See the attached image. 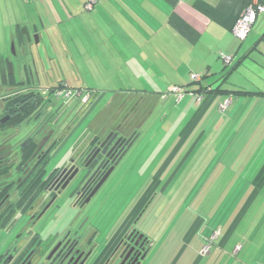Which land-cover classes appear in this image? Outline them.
<instances>
[{
  "label": "rangeland",
  "instance_id": "rangeland-1",
  "mask_svg": "<svg viewBox=\"0 0 264 264\" xmlns=\"http://www.w3.org/2000/svg\"><path fill=\"white\" fill-rule=\"evenodd\" d=\"M58 13L57 10V19H54L53 23L59 22ZM41 16L45 17L43 7L38 0H0V32L7 38V42L0 45V59L4 57L10 59L13 64L15 80H23L25 77L23 63L33 62V60L24 56L18 46L12 50L10 35L14 28L13 25L25 24L23 26H29V24L36 23L37 28L46 30L40 20ZM45 23L50 25L48 19ZM48 31L49 35L45 40L38 43L35 41L28 50L37 61L41 57L40 61L44 63L46 69L50 70V79L53 85L57 79L63 78L72 87L81 86L76 82V78L78 82V78H80L83 85L93 86L91 74H87L86 71L76 74L75 65L71 62H75L79 58L67 59L62 57L63 54H60L59 42L56 39L57 26L48 28ZM263 34L264 16L258 19L250 33L251 36L249 35L250 40L246 45H244V41L243 46L249 50L257 44ZM75 44L74 36L66 44L73 55ZM69 62L71 65L68 64ZM230 70L226 69L223 77L226 76L225 80L228 83L225 86L229 91L248 93L264 91V43L251 52L250 57L240 65L236 73L231 74ZM167 92L164 91L162 94ZM187 95L189 94L185 96ZM235 95L237 96L235 105L230 110H228L229 106L224 111L220 110L222 115L221 130L219 128L214 133L208 132L212 136L208 135L202 138L189 156L187 154L177 155L174 144L185 124L184 118L187 111H182L184 105L174 106L173 112L166 116L165 113L170 108V103L157 105L155 102L152 113L149 117L143 118L139 140L125 162L118 168L116 179L111 184L110 196L115 198L112 199L111 196L114 204L108 220L111 222L113 219L117 228L130 217L137 201L141 202L117 234L108 253L120 239H125L137 231L142 237L141 243L144 247L143 249L138 248L140 250L139 257L133 264H173L177 251L183 245L191 253L195 252L196 254L198 249L196 244H189V242L194 235H199L205 221L208 222L211 216L217 215L216 218H220L222 213L226 212L227 202L233 200L236 202L240 199L244 201L248 197L250 198V192L253 190L252 200L243 206L242 202L239 204L243 208L240 212L239 221L241 224L237 230L239 250L235 251L234 246L229 250L234 255L239 254V259L244 264H264V105H261L262 107H259L258 104L253 106V100L247 107L255 95ZM136 99L135 97L116 99L115 105L111 104L112 107L109 105L104 111L110 112L107 115L103 113L101 119L94 122L93 120L101 109L94 112L90 110L89 106L83 105L80 100H73L66 105L62 125L63 128L68 126L64 132V135L67 134L60 145L61 149L52 154L49 166L55 167L70 160L75 149L82 147V145L79 147L82 139L92 131V126L95 123H99L98 127L104 129L117 125L125 117L130 106L136 102ZM118 106H121L122 109L119 110ZM88 107L89 109H87ZM84 108L87 110L82 112ZM74 113L76 117H72ZM226 119L227 122H225ZM72 123L75 125L71 130ZM200 131L202 132L203 129ZM234 133L236 136L233 137ZM176 156H179L177 161H175ZM184 157L186 161L181 165L180 161ZM173 162L175 163L173 164ZM179 166L181 168L177 169ZM168 168L170 169L168 170ZM248 184H252L250 185L251 191L243 195ZM227 199L229 201L224 204L223 201ZM222 204H224L222 211L215 212L217 208L222 207ZM62 205L61 216L68 215L70 207L66 203ZM141 210L144 212L139 223L135 225L134 221ZM214 212L215 214H213ZM194 219L197 221L181 242L180 235L189 230ZM217 233L218 231L212 238ZM230 235L231 233H228L225 236L222 246L228 241ZM110 237L106 234L104 239ZM206 241L207 239L201 236L203 245ZM214 253L213 251L210 258ZM144 256L145 259H143Z\"/></svg>",
  "mask_w": 264,
  "mask_h": 264
},
{
  "label": "flooded vegetation",
  "instance_id": "flooded-vegetation-1",
  "mask_svg": "<svg viewBox=\"0 0 264 264\" xmlns=\"http://www.w3.org/2000/svg\"><path fill=\"white\" fill-rule=\"evenodd\" d=\"M18 35L21 53L33 64L23 63L25 77L18 81L8 75L6 58L0 59V264H133L144 247L137 231L108 253L141 202L118 228L108 220L115 198L111 184L128 157L116 165L111 156L118 142L139 134L136 144L149 106L139 102L114 127L93 129L70 160L49 166L68 128L62 125L66 105L50 95L62 82L53 85L41 57L30 55L35 30L22 26ZM63 203L70 211L61 216ZM106 234L111 237L105 240Z\"/></svg>",
  "mask_w": 264,
  "mask_h": 264
},
{
  "label": "crops",
  "instance_id": "crops-1",
  "mask_svg": "<svg viewBox=\"0 0 264 264\" xmlns=\"http://www.w3.org/2000/svg\"><path fill=\"white\" fill-rule=\"evenodd\" d=\"M89 1L38 0L45 16L40 20L46 30L37 28L36 23L29 24L37 33L38 41L46 39L48 28L57 26L60 54L67 59L79 58L71 62L76 74L85 71L91 74L94 85L87 87L80 78L79 82L76 78V82L81 86L72 87L63 78L61 82L94 93L88 106L94 112L101 109L95 120L121 97H141L142 103L153 100L157 105L170 103L166 116L173 112L174 106L184 105L185 124L174 144L177 155L189 156L202 138L212 136L208 132L214 133L220 128L221 107L229 102L227 108L230 110L235 105V91L225 86L228 83L223 78L226 69H231V74L236 73L260 41L247 50L232 33L243 14L244 0H96L94 8L87 11L85 5ZM57 10L59 22L53 23ZM47 19L49 26L45 23ZM23 25H13L10 35V42L18 48L21 47L18 30ZM73 36L74 55L66 46ZM5 42L7 38L0 32V45ZM221 54L233 57L234 63L226 65ZM3 66L0 63V67ZM193 74L201 79L193 81ZM174 87L186 89L189 95L177 104L172 99L161 102L162 93ZM217 89L220 91L214 92ZM252 101L253 106L264 105L263 96H253L247 107ZM154 108L155 104L151 113ZM185 161L184 157L180 164Z\"/></svg>",
  "mask_w": 264,
  "mask_h": 264
},
{
  "label": "trees",
  "instance_id": "trees-1",
  "mask_svg": "<svg viewBox=\"0 0 264 264\" xmlns=\"http://www.w3.org/2000/svg\"><path fill=\"white\" fill-rule=\"evenodd\" d=\"M261 43H264V34L261 37L257 47H255L254 50L258 49V46ZM225 78H226V76H225ZM65 86H67L70 89H75V88H72V87H70L67 84L62 82L61 85L53 88L52 93L50 94L51 97L53 96V94L56 91L63 89ZM219 91L220 90L217 89L214 92H219ZM235 94H237V95H239V94L240 95H259V96L264 97V92H262V93H259V92L258 93H248V92L238 91V92H235ZM135 98H137L136 102H134L130 106V108L139 102H143L141 97H135ZM144 103L149 106L150 111L152 110V107L155 104L153 100H151V102L149 100H147ZM112 105L114 106L115 103ZM112 105H111V107H112ZM118 107L120 110L121 106H118ZM108 112H110V111L107 110L106 112H103V113L104 114L106 113V115H107ZM103 113L95 121H99L101 119ZM98 126H99V123L98 124L95 123L92 126V130L93 129L97 130V128H99ZM250 185H252V184H248L245 187V192L243 193V195L246 194L248 191H251ZM250 193H251L250 195L252 196L254 194L253 190ZM251 196H250V198L248 197L249 199L247 198L244 201L243 200L241 201V199H240V201L236 200V202L234 200L230 202L228 199L223 201V203L229 201V202H227L226 212L222 213L223 216L221 215L220 218H216L217 215L215 217L211 216V218L208 219V222H206V221L204 222V225L201 227V229L199 231V235H194L193 238L191 239V241L189 242V244H192V243L196 244V246L198 248L196 251V254H195V252L191 253V251L189 249H186L185 248L186 246L183 245L177 251V255L175 257V262H172V263L173 264H244V262H242V260L239 259V254L234 255L233 252H231V250H229V249H231L230 247H232V246H234L235 248L237 246V236H238L237 230L241 224L240 223L241 221H239L240 220V214H241L240 212L243 209L242 208L243 204H246L252 200ZM241 202H242V206L239 205ZM224 204H222V207L220 209L215 208L216 209L215 212H218V211L221 212ZM215 212L213 214H215ZM197 219L193 220V222L191 223L190 228L187 232H185L183 235H180L179 240H181V242L188 235V233L190 232L192 226L197 221ZM203 221H204V219H203ZM216 231L220 232L219 236L216 239L211 240L212 236L214 235V233ZM228 233H231V235H230L228 241L225 243V245L222 246L223 239L225 238V236ZM201 236H204V238L207 239V241L204 243V245L201 243ZM210 240H211V248H210L209 252L206 255H202L201 254L202 248L207 243H209ZM213 251L215 253L210 258Z\"/></svg>",
  "mask_w": 264,
  "mask_h": 264
},
{
  "label": "built area",
  "instance_id": "built-area-1",
  "mask_svg": "<svg viewBox=\"0 0 264 264\" xmlns=\"http://www.w3.org/2000/svg\"><path fill=\"white\" fill-rule=\"evenodd\" d=\"M96 0H90L85 5V10L91 11L96 4ZM264 16V0H244V11L238 21L232 28V33L235 38L243 43L247 40L248 36L250 35L254 25L257 23L260 17ZM221 59L226 65H232L234 63V58L231 56H226L224 54L220 55ZM193 81H199L201 78L199 75L193 74L191 75ZM187 94L186 89L181 87H174L169 92L164 94L161 97V100L168 101L172 99L174 103H179ZM94 93L91 91H83L81 89H70L65 86L63 89L56 91L52 99L58 102H62L64 105L70 104L73 100H80L81 103L85 106H88L91 102ZM229 105V102L224 104L221 108L222 111L226 110ZM215 234V233H214ZM220 232L218 231L217 235L211 240L216 239L219 236ZM211 240L207 243L203 250L202 254H207L211 248ZM239 248H235V251L238 252ZM234 251V252H235ZM236 252V253H237Z\"/></svg>",
  "mask_w": 264,
  "mask_h": 264
},
{
  "label": "water",
  "instance_id": "water-1",
  "mask_svg": "<svg viewBox=\"0 0 264 264\" xmlns=\"http://www.w3.org/2000/svg\"><path fill=\"white\" fill-rule=\"evenodd\" d=\"M27 38L30 40L29 35H27ZM38 42L39 41L37 40V37H36V43H38ZM12 50H15V44H12ZM5 63L8 65V68H9L8 75L9 76L13 75L14 74L13 73V64L10 62L9 59H6ZM138 137H139V134L135 135V137L129 139L128 141L122 140V144L120 146H118V144L120 143V142H118L116 144V146L114 147L115 152L111 156L112 162L115 163L117 161L116 165H118L124 158H126L129 155L130 150L132 149L134 142L138 139ZM116 147H117V149H116ZM114 149L112 151H114ZM143 259H145V256L143 257Z\"/></svg>",
  "mask_w": 264,
  "mask_h": 264
}]
</instances>
